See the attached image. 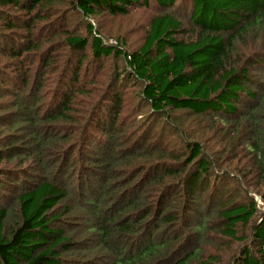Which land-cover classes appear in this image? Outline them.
<instances>
[{
  "label": "trees",
  "instance_id": "16d2710c",
  "mask_svg": "<svg viewBox=\"0 0 264 264\" xmlns=\"http://www.w3.org/2000/svg\"><path fill=\"white\" fill-rule=\"evenodd\" d=\"M60 1L0 0L3 9L35 11L23 26L10 21L13 35L0 30V57L9 59L0 62V200L9 193L15 203L0 206V264H84L77 250L102 251L103 264H264V189L261 203L237 197L248 194V180L230 167L240 147L264 182V78L254 74L264 57L241 64L239 49L264 37V0H156L164 8L189 3V30L172 11L155 15L131 49L121 37L105 42L91 21L86 34L60 27L69 48L61 67L35 30L48 39L44 30L56 33L65 15L31 26ZM148 1L71 0L69 7L104 18ZM87 47L94 60L114 55L124 63L113 86L138 84L149 110L128 140H120L116 87L106 98L79 84ZM31 51L35 74L26 66ZM167 132L178 137L174 144H164ZM209 132L228 138L222 151H210ZM63 218L81 223L83 242L70 224H57ZM217 234L232 254L239 245L228 260L207 250Z\"/></svg>",
  "mask_w": 264,
  "mask_h": 264
},
{
  "label": "rangeland",
  "instance_id": "374dc122",
  "mask_svg": "<svg viewBox=\"0 0 264 264\" xmlns=\"http://www.w3.org/2000/svg\"><path fill=\"white\" fill-rule=\"evenodd\" d=\"M71 0H62L60 1L59 5H55L53 7H50L46 11H40L37 15L40 17H44L41 20H34L31 23V26H46L45 23H47L49 26L52 25V23H48L49 19L47 20L46 17H52L54 13L61 15H65L64 20L59 22L57 25V29H55L56 33H53L54 31L51 29L44 30V35L48 37L44 38L41 37L40 30H35L36 36L46 39V41L43 42V47L46 48L48 47L47 54L50 56V58L54 55L55 58L58 59L60 62V67L62 66L63 62L68 59V51L69 48L65 46L64 42V35L59 32V28H64L68 29L69 31H74L75 33L79 34H86V23L88 21H91L96 24V28H99L101 30L103 39L105 42H113V38L121 37L124 38L127 46L129 49L138 47L141 45V43L144 40V36L146 34L147 27L150 23V19L159 14H164L169 11L174 12V14L182 21L183 26L189 30L191 26V21H190V10H191V5L189 3H186L184 1L182 2H177L175 5H173L172 8H164L160 4L156 2V0H149L148 3L141 2L139 4H135L131 7L129 13L127 15H116V16H106L104 18H89L86 19L84 16H82L79 12L75 11L72 9V7H69V3ZM59 7H64L68 8L66 9L65 13H61L60 11L62 9H59ZM55 8L58 9L54 10ZM35 11L28 13L25 10L22 9H16V8H0V30L5 32V33H10L13 35V31L10 30L8 27L10 21H14L16 26H23L25 23H27L28 16L30 14H34ZM55 14V15H56ZM36 15V16H37ZM54 15V16H55ZM53 16V17H54ZM27 30L25 29L21 33H26ZM40 34V35H39ZM188 33H184L183 35H180L181 37H188ZM247 42V43H246ZM246 44L240 45V50H241V57H242V62L241 64H249L252 61L264 57V37L263 38H255V37H250L248 40L245 41ZM90 47H87L85 50L86 53L83 55L86 56V60L83 63V67L81 70V77L79 80L80 83H84L85 86L88 88H93V90L97 91V94L95 95L96 97L99 95H102L105 93L106 98H111L114 96L113 94V89L116 87V85L113 86L112 84V77L117 73V68H120V70L123 68L124 63L120 62L119 59L114 58V55H111L109 58L101 59L99 60H94L91 57V52L89 50ZM70 53V52H69ZM30 54V55H29ZM28 54V58L26 59V66H31L30 70L31 73L36 72L37 68V62L38 58L35 55L34 51H31ZM80 52L76 53L75 51H71L72 57L75 55H79ZM8 57H0V62L5 63L8 61ZM30 60H32V63H30ZM118 65V66H117ZM52 67V66H51ZM59 67V70H60ZM44 69V68H43ZM256 74V78H259V80H262L264 78V60L261 61L258 66L254 67ZM19 70V69H18ZM46 71L48 69H45ZM57 71V73L59 72ZM49 72L46 73L48 75ZM252 74V75H254ZM138 84L137 83H132L131 82H126L125 84H119L118 87H116V90L118 91L117 97L118 100L121 101L122 99V113L119 116L117 123L120 129L123 131L121 132L120 135V140H128L131 135L130 133L134 130H137L138 128V121L143 120V115H145L148 112L147 106L141 101V98L138 96ZM12 87H16L17 89L20 88L19 83H17L15 86L12 85ZM260 87L262 91L264 92V82L260 84ZM32 88H28L27 92L29 93L30 91L32 92ZM257 90V88H256ZM52 97V96H51ZM243 101H246L249 105L251 101L247 99L246 97H242ZM109 105H112L110 102ZM136 120V121H135ZM133 124V126H130L129 124ZM81 124L83 125V120H81ZM72 126L71 124H66L64 127L68 128ZM108 126V125H107ZM198 128V127H196ZM195 128V129H196ZM69 130V129H68ZM158 133V130L156 129L154 131L153 136L156 137ZM141 132H137L136 135L132 136L130 141H127V146L132 148L133 141L136 140V137L139 136ZM193 135H198V133L193 134ZM178 137L176 135H172L169 132H167V137L164 140L165 145H170L171 143L174 144L177 141ZM208 142H210V145L212 149L210 151L214 150V152H219L224 149V147L228 144V138H223L221 136H216V133L209 132L208 136L206 138ZM176 140V141H173ZM222 149V150H221ZM241 148H238V156L239 160H235L232 163H230V167H232L235 171L237 170L238 167L242 169V172L237 170L238 175H240L242 178L243 176L248 180L245 182L247 184L248 188V194L247 193H242V195L239 194V191L235 192V195L241 196V199L245 200L247 199L248 196H254L258 202L261 203L260 199V194L259 189H264V182L258 177V175L255 173V168L251 169L249 165V159L244 158V153L240 151ZM224 157V154L222 155ZM243 158V160L239 163V161ZM248 172V170H250ZM225 171V169H224ZM248 172V173H246ZM222 173V172H221ZM218 179V177H217ZM213 180V179H212ZM218 181L221 180H215ZM240 200V198H239ZM14 202H12V195L7 193L6 194V199L4 201L0 200V206L1 205H8V206H14ZM71 204V203H65L64 205ZM70 218V217H68ZM71 219V218H70ZM62 223H57L62 224L68 223L70 224L69 227L71 229H76L75 232H73V236H76V240L78 242H83L85 240L84 237V232L83 231H78L80 224L81 223H76V222H70L67 221L66 218H63ZM12 223L11 221H9ZM69 228V229H70ZM70 229V230H71ZM215 242L207 246V250L209 251H214V252H219L222 255H224L225 259H229L231 255L235 254L238 251V243H236L233 247V254L228 251L229 247H227L225 244V241L221 238V235L216 236L215 239H213ZM81 245V243H80ZM79 246V245H78ZM98 251V250H97ZM73 253H66L64 256L69 257ZM76 257H79L82 259V262L84 264H103L105 260L109 257L107 255H104L102 251H99L97 255L95 256H82V252L80 251H75L74 252ZM72 257V256H71Z\"/></svg>",
  "mask_w": 264,
  "mask_h": 264
}]
</instances>
